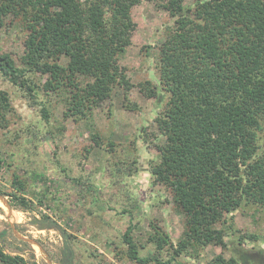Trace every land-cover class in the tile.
<instances>
[{
	"label": "trees",
	"instance_id": "trees-1",
	"mask_svg": "<svg viewBox=\"0 0 264 264\" xmlns=\"http://www.w3.org/2000/svg\"><path fill=\"white\" fill-rule=\"evenodd\" d=\"M163 1L174 22L159 46V83L168 96L155 119L165 142L151 173L154 182L172 193L184 228L172 240L149 221V241L157 250L171 251L162 261L139 253L130 224L122 234L124 255L138 264L170 263L211 243L224 247V231L216 227L224 212L243 203L264 212V0ZM137 2L0 0V27L13 16L21 18L25 30L20 63L0 54V74L36 102L37 85L29 73H39L44 76L41 89L62 97L67 115L86 117L125 77L117 54L130 41V9ZM79 74L93 79L85 90L75 82ZM150 95L162 97L153 88ZM10 107L7 90L0 88V121H7ZM40 111L48 121L47 108ZM10 184V192H0L13 205L31 209L33 202L23 194L25 180L14 172ZM41 224L58 227L54 221ZM59 229L62 263L72 264L71 235ZM7 234L0 230V242ZM245 238L256 235L230 239L231 256L218 254L212 263L264 264V250L247 248ZM0 264L37 263L0 245Z\"/></svg>",
	"mask_w": 264,
	"mask_h": 264
},
{
	"label": "rangeland",
	"instance_id": "rangeland-1",
	"mask_svg": "<svg viewBox=\"0 0 264 264\" xmlns=\"http://www.w3.org/2000/svg\"><path fill=\"white\" fill-rule=\"evenodd\" d=\"M163 4V0L133 4L130 41L117 54L125 77L86 117L67 115L62 97L41 89V74L29 73L37 85L36 102L0 74V88L7 90L11 104L7 121H0V189L12 190L15 172L27 183L23 194L33 202L31 209H22L0 192L12 208L8 217L0 200V230H8L0 242L5 252L29 263L63 264L60 227L71 235L72 264H138L124 255L122 242L123 232L133 224L131 234L142 256L169 259L170 250H157L148 239L151 220L172 240L184 228L172 193L154 182L151 173L165 142L155 119L168 96L159 83V46L174 22ZM24 38L21 18L9 16L0 27V54H9L19 64ZM92 80L80 74L75 78L81 90ZM151 88L162 97L150 95ZM42 106L49 112L48 121L41 115ZM49 221L58 227L41 226ZM216 227L224 231V247L211 243L194 256L145 264H214L218 254L231 256L227 243L240 235H256L254 240L245 238L244 246L264 250V212L258 205L243 203L224 212ZM14 230L39 246L18 238Z\"/></svg>",
	"mask_w": 264,
	"mask_h": 264
},
{
	"label": "water",
	"instance_id": "water-1",
	"mask_svg": "<svg viewBox=\"0 0 264 264\" xmlns=\"http://www.w3.org/2000/svg\"><path fill=\"white\" fill-rule=\"evenodd\" d=\"M0 200L7 207L8 217H9L12 214V208H11L10 204L8 203V201L6 200V198L1 193H0ZM14 232L17 235L18 238L39 246V244L35 240H33L32 238L24 237V236L18 234L16 230H14Z\"/></svg>",
	"mask_w": 264,
	"mask_h": 264
}]
</instances>
